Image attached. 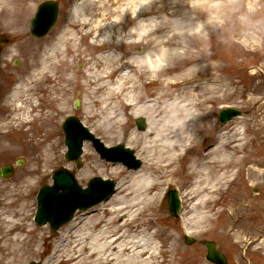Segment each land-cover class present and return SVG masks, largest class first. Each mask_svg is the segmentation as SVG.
<instances>
[{
  "label": "bare ground",
  "instance_id": "1",
  "mask_svg": "<svg viewBox=\"0 0 264 264\" xmlns=\"http://www.w3.org/2000/svg\"><path fill=\"white\" fill-rule=\"evenodd\" d=\"M132 2L140 3V0ZM87 4L91 5V0H82L81 7L84 9ZM149 11V8L141 7L137 17L145 16ZM75 21L79 30L66 27L53 43L46 45L37 57L33 73L10 95L12 102H19L12 122L18 128L28 127L29 148L43 150L47 159L57 144L33 140L40 130L47 131L51 121L64 113L60 95L64 90L61 84L68 82L62 73V66L67 63L65 54L75 48L77 35L88 36L87 31H83L87 22L74 19L71 13L68 23L72 26ZM213 24L211 18L207 25ZM167 41L170 43L165 40L164 44ZM117 57L108 54L101 62L102 80L122 70L105 96L108 101L117 99L120 107L134 116H146L149 123L146 131L129 139L130 145L138 146L137 155L146 161L145 165L135 173L111 169L119 179L116 195L100 204L96 211L74 217L61 229L53 249L48 252L39 251L37 229L25 224L23 217L19 233L25 235L16 234L10 238L16 231L15 224L4 209L0 210V255L5 253L13 258L19 250L27 258L47 255L42 264H178L179 246L174 235L159 220L161 215L157 206L163 185L174 183L188 189L187 202L191 212L188 222L196 229L204 223L217 221V217L225 213L226 202L222 200L221 203L218 197L226 195V186L238 185L242 177L245 181L264 182V171L258 170L262 161L248 150L254 139L248 135H256L253 127L257 126L254 121L257 116L252 114V122L247 124L237 119L232 123L233 128L226 131L214 130L210 125L208 104L216 102L219 92L224 96V88L220 91L215 88L218 79L212 77V71L221 74L224 68L208 64L190 70L193 65L188 63L187 66V62H170L167 67L155 68L131 63L130 58L120 62ZM254 75L256 73L252 71L251 76ZM151 86H156L155 97L143 102L149 96ZM38 92L42 94L41 105L33 99ZM252 102H258V98L253 97ZM114 114L112 111L109 116ZM90 119V116L85 117L86 122ZM108 121L106 115L101 125ZM206 135L209 136L207 147L215 144L207 153L201 150L198 137ZM83 156H90L87 147ZM82 179L79 175L78 180ZM25 182L24 192L19 194L21 197L26 196L28 181ZM11 196L16 197L13 193ZM24 210L22 208L20 212Z\"/></svg>",
  "mask_w": 264,
  "mask_h": 264
},
{
  "label": "rangeland",
  "instance_id": "2",
  "mask_svg": "<svg viewBox=\"0 0 264 264\" xmlns=\"http://www.w3.org/2000/svg\"><path fill=\"white\" fill-rule=\"evenodd\" d=\"M39 1L10 0L6 5V8H8L7 11H20L13 19L10 18L12 16L11 13L7 15L8 12L0 15V23L3 26L13 29L17 22L21 23L20 18L24 16L22 15V11L29 13L28 19L32 16L33 11H31L32 9L28 3L34 5L39 3ZM58 1L60 5V22L67 21L68 19L65 17L68 16L70 6L74 4L75 0ZM129 4L139 3L132 2V0H91V5L87 4L84 7L85 13L90 16L88 20L90 24V35L89 37L87 36V40L85 41L87 48L79 46L77 44L78 38L76 37L74 52L79 48L80 55L78 56V53L73 52V55L66 58L67 63L62 67L63 78L65 81H68L61 84L64 90L60 95V100H62L65 112L58 119L51 121L50 127L47 129V132L50 134L56 130V135L50 139V142H58L59 146L54 149L51 158L57 156L58 159L52 160L50 158L48 161H43L45 159L44 152H38L39 160L37 158L36 160L35 155L29 150L28 135L24 132L26 129H15L13 125H10V128H12L11 132L6 128L5 132L0 135V164L5 162V160L10 161L12 158L18 157L23 158L25 161L24 167L18 172L15 178L8 182H0V209L1 207L6 209L9 203L16 202L9 210H5V212L12 215L18 211L20 205L24 204L25 210L23 213L26 216L27 225L36 227L33 224V215L37 188L41 184L48 182L50 171L59 165H65L61 158L65 148L62 142L59 124L65 114H72V102L78 90L82 92V105L77 115L82 123L90 127L96 136L107 146L124 143L127 147L134 150L135 153L138 151L136 147L133 145L128 146L126 142L131 133L141 134L132 128V116L125 114L120 108H117L119 114L118 119H115L114 122L105 128L94 129L93 124H86L84 121L85 110L99 112V107L103 104L102 99L106 95V89L110 86H105V80H107L108 84L110 80L108 81L107 78L102 80V66L99 65V62H102V60L99 57L107 53H115L120 56L118 50L115 49L117 43L114 37L103 48H99L98 44H96L99 31H101V34L105 30L114 33L117 26L109 25L108 29H100L98 25L104 18L114 17L121 8H125ZM183 7H185L186 16L190 15L195 20L204 22L205 31L207 32V41L204 43H206L207 52L202 53L195 59H181L171 62H187V64L190 63L195 65V67L211 64L212 66L216 65V68H224L221 74L217 75L213 73V76H217L216 79H218V82L214 83L215 88L218 87V91L221 90V87L224 88V96L219 92V94H216V102L208 104V107L211 108L209 109L211 112L210 125L212 127L215 125L214 130L217 131H226L227 129L231 130L233 128L232 123L234 122L224 126H220L218 123L217 113L225 108L231 107L241 110L242 116L239 119H241L240 121H244L245 124L251 123L252 114H255L257 117L254 116V121L257 123V126L253 128L256 135L254 136L255 133L248 135L249 138L255 139L252 140L248 150H252L255 153V158L262 161L261 165L258 166V170L264 171V0H183ZM155 12L156 9L153 8L151 13L147 15L154 14ZM126 18L128 19V17H125V22H127ZM211 18L214 19V24L208 26L207 24ZM56 32L51 36L49 35L48 39L38 42H33L24 33L18 36L19 38H26V61L31 50L29 46L35 47L33 51L40 50L41 48V51H43L44 46L49 45L51 40L54 39ZM155 35L159 38L163 35V32L156 33ZM12 40L16 41V38L12 37ZM167 40L170 43L165 44V46H175L173 39ZM121 45L124 46L123 43ZM121 45L118 47L120 50L124 52L129 51L132 54H143L152 49L151 42L140 44L135 48L129 47V49L125 47L123 49ZM125 61L124 59L123 62ZM29 67V62H26V68L28 69ZM190 68H193V66H190ZM252 69H255L256 72L254 76H250ZM114 77L115 73L112 74L111 78ZM57 89H59L58 86ZM253 97L258 98V102H252ZM110 108L114 110L113 102L110 105L108 104L107 110L109 111ZM93 120L97 119L95 118ZM55 123L56 128L54 129ZM259 126H261L260 130L257 129ZM44 131L41 130L38 133L37 139H35L36 141L41 139V136L45 134ZM7 138H13V141L8 143ZM97 161H99L97 156L95 158L93 155L86 161L83 160V168L80 172L83 179L79 181V184L81 186L86 185L88 180L94 176H106L105 178L118 182L115 179L116 177L108 172L109 167L107 166H104L105 172L103 171V174L106 175L99 174L100 170L96 166ZM26 177L33 178V180L27 188V199L20 201L19 194ZM172 187L180 188L177 185H172ZM227 187L224 188L227 194L222 196V200H225L227 203L225 214L217 217V221L204 223L196 229L192 228V225L188 222L191 212H189V206L186 203L187 196L185 197V192L188 191L187 189L186 191L185 189L180 190V197L183 200L184 206L186 203V208L181 212L179 219L174 220L171 218L168 215L165 200L161 201V213H159L162 216L159 220L174 235V241L179 246L177 258L181 264H208L204 260L205 251L199 244L187 247L182 243V238L188 233H190L189 236L197 240L213 241L217 249L226 256L227 264H247V261L239 259V250L244 239H253L258 232H261L264 240V182L245 181L242 177L238 185L232 188L230 186ZM11 193L16 197L11 198ZM13 218V222L19 219L18 214ZM36 228L38 229V233L36 234L37 238L43 235L44 240H52L51 242L54 244L56 238L60 235L50 232L47 228ZM19 235L24 234L20 233ZM262 252H264V241L262 245L255 244L248 249V258L251 264H264V258L261 255ZM46 257H43V259H46ZM43 259L37 257L27 258L19 250L13 254V258L5 256V253H2L0 255V264H29L32 261H43Z\"/></svg>",
  "mask_w": 264,
  "mask_h": 264
},
{
  "label": "clouds",
  "instance_id": "3",
  "mask_svg": "<svg viewBox=\"0 0 264 264\" xmlns=\"http://www.w3.org/2000/svg\"><path fill=\"white\" fill-rule=\"evenodd\" d=\"M82 0H75L72 16L76 20L87 22L90 16L81 7ZM141 7L156 12L147 16L137 17ZM161 9H163L161 11ZM183 0H140L139 4H129L114 17H107L98 25L100 29H108L115 25L116 31L98 32V44H106L115 38L116 43H123L125 48L140 44L152 43V49L143 54H134L130 57L131 63L146 65L155 68H164L173 60L195 59L207 52V32L204 22L185 15ZM128 20L125 22V16ZM163 32L161 37L155 34ZM173 39L175 46H165L164 41ZM118 58V57H117ZM190 70H195V65Z\"/></svg>",
  "mask_w": 264,
  "mask_h": 264
},
{
  "label": "water",
  "instance_id": "4",
  "mask_svg": "<svg viewBox=\"0 0 264 264\" xmlns=\"http://www.w3.org/2000/svg\"><path fill=\"white\" fill-rule=\"evenodd\" d=\"M54 14L51 16V19H53ZM236 112L229 111L227 113H223L221 117H231L233 115H236ZM70 125H76L74 122H69ZM96 142V141H95ZM98 144V142H96ZM9 175V174H8ZM57 176V175H56ZM55 176V189L51 190H42L40 196L38 197L39 204L42 203V210L46 211L48 210V213L44 215V217H49L50 215L59 214V211H67L69 213V209L67 206H70L69 203H81L83 205H86L87 202H91L92 199H95L96 193H99L100 191H103V187L101 185H104V183L96 182L94 183V186H91V189L87 190L86 192H81L77 188H75L71 181L63 177L62 175ZM63 187L65 190L62 191L61 194L57 192L59 188ZM72 193L71 195H69ZM77 194V195H76ZM75 197V199H73ZM55 205V207L53 206ZM170 212L173 216L176 215L177 207H176V199L175 197H171L170 201ZM65 217H61L58 219L63 220ZM207 250H208V260L210 262H213L215 264H225L224 258L216 253L214 251V245L211 243L206 244Z\"/></svg>",
  "mask_w": 264,
  "mask_h": 264
},
{
  "label": "flooded vegetation",
  "instance_id": "5",
  "mask_svg": "<svg viewBox=\"0 0 264 264\" xmlns=\"http://www.w3.org/2000/svg\"><path fill=\"white\" fill-rule=\"evenodd\" d=\"M2 75L3 73L0 71V83H2Z\"/></svg>",
  "mask_w": 264,
  "mask_h": 264
}]
</instances>
